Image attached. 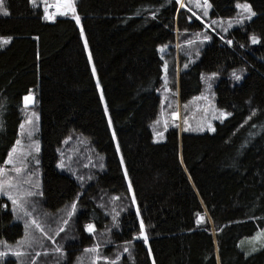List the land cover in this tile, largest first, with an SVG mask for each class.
Masks as SVG:
<instances>
[{
	"label": "trees",
	"instance_id": "trees-1",
	"mask_svg": "<svg viewBox=\"0 0 264 264\" xmlns=\"http://www.w3.org/2000/svg\"><path fill=\"white\" fill-rule=\"evenodd\" d=\"M45 2L5 0L10 14L0 13V36L12 37L0 46V164L34 93L25 162L40 179L20 197L27 213L0 195V243L23 239L25 225L39 239L27 251L14 246L21 255L7 264H264V246L249 243L264 228V0H247L256 15L214 31L180 74L186 102L202 92L204 72L218 73L215 104L231 115L201 132L162 119L161 46L173 52L177 30L201 25L179 0L75 1L99 82L74 13L50 21ZM208 2L211 18L227 19L245 0ZM97 244L109 259L86 251Z\"/></svg>",
	"mask_w": 264,
	"mask_h": 264
},
{
	"label": "rangeland",
	"instance_id": "rangeland-1",
	"mask_svg": "<svg viewBox=\"0 0 264 264\" xmlns=\"http://www.w3.org/2000/svg\"><path fill=\"white\" fill-rule=\"evenodd\" d=\"M75 1L76 0H72L73 3H75ZM199 2L203 4L204 0H199ZM67 3L68 0H59V5L61 6L60 9H63V11L56 13L57 15L65 14V11L68 9ZM48 4L57 5V0H47V5ZM183 4L188 5V7H183L181 4V0H179L180 8L188 9L191 14L188 15V20L192 21L194 19H198L200 20L201 25L199 24L200 26H196L195 28L192 29L184 28L183 30L180 31L177 30L176 41L174 44L173 52L171 51L168 45H166L167 47H164L161 50V55L164 60L163 88H162V104H163L162 119L166 125L169 124L168 123L169 120L173 122V125H177L180 132H183L185 130H195L201 132L206 129L212 131V128H215L217 122L223 121L224 119L229 117V115L225 116L224 113H230L225 109H221L217 107V105L215 104V100H214L215 76H211V73H216V72H204V84H203L202 92L195 95L193 98H191L186 102L183 101L182 98L180 97V89H181L180 74L183 71H188L192 67V65H194L197 59L200 57L202 48L205 46L206 43H208L212 39V35L214 32L213 29H215L216 33H218L219 31L226 33L224 31L225 27H227L229 30L230 28L239 25L237 23H233L231 27H228V20L232 19L234 21L237 18L238 14L233 18L216 19L210 17V8H208L207 12L205 13L204 8H200L196 6L195 0H183ZM242 11H243L242 9L238 8V13H242ZM75 15H77L76 12L74 13V16ZM246 20L247 18L245 19V21ZM78 24L80 25V27H82L81 18ZM209 25H211V27H209ZM205 35L209 36L210 39L205 40L204 39ZM82 38L85 44V39L87 40V37L86 34L84 33V30L82 31ZM188 41H192V43L189 44ZM85 47L91 63L93 74L95 75L97 82H99L88 41L85 44ZM89 52L91 53V56H89ZM173 59L175 60V67L173 66L171 68ZM165 63H167V72H165V68H164ZM185 65H187V67H185ZM174 81H176L177 84H176V88L172 89L171 83ZM209 84H211L210 88H209ZM169 92H172V94H174L176 98L175 97L173 98V95ZM28 95H31L35 99L34 93H29L26 94L25 96ZM102 100L106 108V103L103 96H102ZM30 104H26L24 100L25 109H24V119L22 121V124L24 125V130L22 132L20 127V136H19L20 144L18 146L16 145L18 147V151L17 153L14 154L15 162L8 163V159H7L6 162L0 164V168L6 169L8 172V176L12 177L14 184L12 190L14 192L17 191V189L20 192H23L27 185H29V188H31L32 185L33 186L32 190L34 191L37 189L36 185L37 184L40 185L38 169H36V172H34L32 169H26V162H25V158L28 154V151L25 150V147L30 142V140L35 139L34 137L37 131V122H38L37 115L33 116V113H36V111L30 106ZM174 104L175 107H173ZM165 107L168 108V111H166ZM170 107H172L173 109L169 110ZM174 113L175 115H173ZM29 117H31L30 123L28 122ZM114 137H115L116 147L118 150H120L115 134ZM163 139L164 136L162 135L157 134L155 136L156 141H161ZM17 167L22 169L21 172L19 173L15 172V168ZM0 178H7V177H0ZM13 207H15L14 209L17 210L15 205H13ZM143 231H145V229H143ZM32 234L33 233L30 230L28 232L27 241L25 240L24 237L23 239H20L18 242H16L13 245L8 244V242L0 243V252L7 253V255L0 257V264H7L9 262V261L7 262V259L4 260L6 257L16 256L15 253L19 252V249L14 246L24 245L23 249L26 248L27 251V249H29L32 245L38 243L39 239L37 237L33 238ZM256 234L253 237H255ZM145 242L148 244V239ZM249 243L251 247L255 246V248H257L260 247L262 243H264V241L257 240L253 244L250 240ZM22 262L23 260L20 261V264H22Z\"/></svg>",
	"mask_w": 264,
	"mask_h": 264
},
{
	"label": "snow or ice",
	"instance_id": "snow-or-ice-1",
	"mask_svg": "<svg viewBox=\"0 0 264 264\" xmlns=\"http://www.w3.org/2000/svg\"><path fill=\"white\" fill-rule=\"evenodd\" d=\"M36 2H37V0H31V3L33 5H35ZM195 2H196V6L197 7L204 8L205 13L207 12V9L211 7V4L208 3V0H204V3L203 4H201L199 2V0H195ZM4 4H5V0H0V13H2L4 15H8V14H10L9 13V9L6 6H4ZM181 4H182L183 7H188V5L183 4V0H181ZM236 6L238 8H240V9H242L243 11H242V13H238L237 18L234 21L232 19H229L228 20V27H231V25L233 23L242 24L245 21L246 18L248 20H251L252 17H254L256 15L255 11H253V9H252V5L250 3H248L247 0H245V2H243V3H239L238 2ZM57 7H59V0H57ZM67 7H68V9L72 13H75L76 12L75 4L72 2V0H68ZM67 14L68 13L66 12L65 15H67ZM152 15H155V12H153ZM53 18H54V14L49 13L47 11V0H46L45 19H49L50 20V19H53ZM75 19L77 20V22H79L80 17H79L78 14L75 15ZM209 27H211V25H209ZM81 31H83V28L82 27H81ZM213 31H215V29H213ZM224 31L227 32L228 31V28L225 27L224 28ZM204 39L205 40H208V39H210V37L207 36V35H205L204 36ZM251 39H252V42L253 43H256V42H258L259 37H256L255 35H253ZM11 40H12V37L11 36H0V46H3L5 44L9 43ZM228 42L231 43V41H228ZM86 43H87V40L85 39V44ZM188 43L191 44L192 41H188ZM161 47L163 49L164 47H167V46L166 45H163ZM89 56H91V53L90 52H89ZM185 67H187V65H185ZM164 68H165V72H167V63H165ZM216 75H217V73H211V76H216ZM233 75H234L235 79H237V80L241 79V76L240 75H237L235 73V71L233 72ZM210 87H211V84H209V88ZM24 100H25V103L26 104L34 103V98L31 95L25 96L24 97ZM2 107L3 106L0 105V109H2ZM36 115H37L36 113H33V116H36ZM173 115H175V113ZM224 115L227 116V115H231V114L230 113H224ZM250 118L251 117H249V119ZM28 122L29 123L31 122V117H29ZM2 126H3L2 125V122H0V127H2ZM209 126H211V125H209ZM20 127H21V131L23 132L24 125L21 124ZM212 130L215 131L214 128H212ZM19 144H20V141L17 140L16 145L18 146ZM17 146H14L11 149V151L9 152V154H8V163H14L15 162V160H14V154L17 153V151H18V147ZM35 150L37 152H39L40 149H39V145L38 144L36 145ZM35 162H36V164H39V160H36ZM63 166L64 165L61 164V167H63ZM21 170L22 169L19 168V167L15 168V172H17V173L21 172ZM0 177H7V178H0V195H6L9 199H11L12 202H13V205H15L17 207V211H23V212L27 213V209L25 207L26 201L25 202H22L21 199H20V197L21 196H23V197H29V196L34 195L35 193H32L30 191L20 192L18 189H17V191L14 192L12 190V188L14 187L13 179H12V177L8 176V172L4 168H0ZM129 185H131V181H129ZM36 187L39 188L40 185L37 184ZM39 194L40 195H43L42 192H40ZM133 199H135V196L134 195H133ZM5 207H6V205H5ZM71 207H72V209L74 211L75 210V207H76L75 202L72 204ZM137 211H139V208L138 207H137ZM69 215H71V213H69ZM114 219H115V217H114ZM200 219L202 220L203 219V216H201ZM32 223L33 224H36V221L33 220ZM65 223H67V221H65ZM36 226L38 228H40V231L41 232H44V229L42 227H40L39 224H36ZM86 227H87V229H88L89 232H93L94 231V225L89 224V225H86ZM140 228L142 230L145 228V225H144L142 219H141V222H140ZM44 235L47 236L48 235L47 232H44ZM142 235H143L144 240L147 241L148 236H147L146 231H143L142 232ZM27 239H28V232H27V225H25V240L27 241ZM257 240L264 241V229H261L259 232H257V234H256L255 237L251 238V242L253 244ZM261 246H264V243H262ZM252 250L253 251L256 250L255 246H253ZM55 251L56 252H62L63 250L59 246H57V248L55 249ZM86 251H90V252H93V253H97V255L95 257V259L97 261H99L101 259H104V260L109 259L108 257H101L98 254V252H99V244L95 245L94 247H92L90 249H87ZM125 251H127V248L125 249ZM5 255H7L6 252H0V257L5 256ZM15 255L16 256H20L21 253L20 252H16ZM119 258H120V256L118 255L116 259L118 260ZM111 264H116V261H111ZM153 264H155V261H153Z\"/></svg>",
	"mask_w": 264,
	"mask_h": 264
},
{
	"label": "built area",
	"instance_id": "built-area-1",
	"mask_svg": "<svg viewBox=\"0 0 264 264\" xmlns=\"http://www.w3.org/2000/svg\"><path fill=\"white\" fill-rule=\"evenodd\" d=\"M51 5H54V4H48V5H47V11H48L49 13H51V12H50V6H51ZM51 9H52V14H54V18H53V19H50V21H53V20L55 19V17H56L55 15H57L56 13H58V12H54V11H53L54 8H51ZM45 11H46V8H45ZM66 12L69 13V12H71V11H70L69 9H67V10L65 11V13H66Z\"/></svg>",
	"mask_w": 264,
	"mask_h": 264
},
{
	"label": "bare ground",
	"instance_id": "bare-ground-1",
	"mask_svg": "<svg viewBox=\"0 0 264 264\" xmlns=\"http://www.w3.org/2000/svg\"><path fill=\"white\" fill-rule=\"evenodd\" d=\"M51 8H54V9H53L54 12H62V11H63V9H60V8H61L60 5H59V7H57V5H55V4H54V5H51V6H50V12L52 13V9H51ZM48 20H49V19H48Z\"/></svg>",
	"mask_w": 264,
	"mask_h": 264
}]
</instances>
